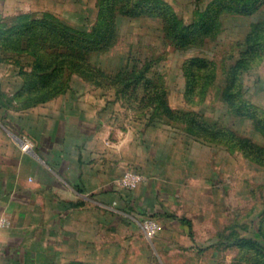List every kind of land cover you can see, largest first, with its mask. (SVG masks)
I'll return each instance as SVG.
<instances>
[{"label": "rangeland", "instance_id": "1", "mask_svg": "<svg viewBox=\"0 0 264 264\" xmlns=\"http://www.w3.org/2000/svg\"><path fill=\"white\" fill-rule=\"evenodd\" d=\"M81 1L77 15H57L94 34L80 40V49H88L78 56L59 55L70 44L37 29L29 38L12 34L20 23L29 25L19 16L0 19V158L12 152L9 145L22 151V141L35 145L32 130L75 107L104 145L121 149V158L108 167L109 183L128 196L135 189L117 180L130 171L142 180L132 200L115 193L103 207L95 203L80 211L85 229L72 245L57 252L51 247L46 258L22 264H264L263 253L232 243L247 237L264 246V133L255 124L264 117V50L245 49L247 35L255 37L248 45L257 40L264 46V0H162L170 17L191 28L218 13L209 33L196 34L186 47L171 41L160 15L124 14L135 10L136 0L117 2L101 22L100 0ZM195 57L206 58V68L191 64ZM245 58L241 88H233L252 107L243 116L230 110L222 92L227 68ZM71 63L80 69H69ZM39 64L47 71L57 66L45 79L64 89L45 101L40 94L55 87L30 85ZM161 97L176 117L162 111ZM191 113L218 134L190 133ZM145 218L159 226L151 238L141 228Z\"/></svg>", "mask_w": 264, "mask_h": 264}, {"label": "crops", "instance_id": "2", "mask_svg": "<svg viewBox=\"0 0 264 264\" xmlns=\"http://www.w3.org/2000/svg\"><path fill=\"white\" fill-rule=\"evenodd\" d=\"M80 5L81 0H0V19L72 16ZM74 111L45 118L37 133L31 132L30 151L9 145L12 152L0 158V217L9 221L0 233V264L40 261L51 247L57 252L72 245L85 229L80 211L95 203L103 207L104 198L115 193L126 201L137 195L138 189L127 196L109 183L108 167L121 158V149L104 145L100 133Z\"/></svg>", "mask_w": 264, "mask_h": 264}, {"label": "trees", "instance_id": "3", "mask_svg": "<svg viewBox=\"0 0 264 264\" xmlns=\"http://www.w3.org/2000/svg\"><path fill=\"white\" fill-rule=\"evenodd\" d=\"M124 0H100V2L103 4L100 12H99V17L100 19L98 20L99 22L103 21V16H105V13L110 9L114 8L115 4L117 2L123 3ZM238 8H240V10H246L249 9L248 6L246 7L245 3L244 4H240L239 2L235 3ZM134 11H131L130 9H126L124 11V14H132V15H137V14H154L156 16L160 15L164 21L167 23V29H168V34L171 37V41L179 46V47H186L187 45H189L194 36L196 34L201 35V34H207L209 33V31L211 30L209 26H211L209 23H213L215 22V19L218 15V13H214V15H208V17H206V20H203L199 25L195 26L194 28H191L190 26H184V25H180V22L175 19L174 17H170L171 13L168 10V6L165 2H163L162 0H136V2L134 3ZM108 9V10H107ZM215 9V8H214ZM213 9V10H214ZM106 10V11H105ZM111 10V9H110ZM207 11V14H209ZM206 14V15H207ZM211 14V13H210ZM210 16V17H209ZM211 16H214L212 21L209 22V20H211ZM19 21H26L28 22L29 25H22L21 23L18 25V27H14V29H12V34L15 35H26L25 37L29 36L31 37V35L33 34V32L37 29L38 31H40V34H42L43 36H53L55 37L57 40H60L62 43V46H64V44L68 43L70 44V48L65 47L63 52H58L59 55L62 54H66L69 55L68 53H73L75 52V56H78L79 53H83L85 51H87V49L85 48L84 50L80 49L83 48L79 46V42L80 40H90L91 36H93L94 34H90L87 32V30H80L79 28L73 27L71 25H68L67 23H65L64 21L60 20L58 17H56L53 14L50 13H45L42 15V17H38V18H34V16L30 15V14H25V15H20L18 17ZM98 22V23H99ZM102 33H104L103 31H101ZM263 37L262 35H259L257 37ZM102 38H103V34L101 33H96L95 35V41L96 43H100L102 42ZM94 40L92 41V43L95 42ZM245 41L247 42V44L245 45V49L246 51L252 50V51H257V49L255 47H258L260 49L264 50V46H262V44L260 45V41H257V45L254 46H250L248 45L250 43V41H254L255 42V37L251 36V35H247L245 38ZM84 42V41H83ZM89 42H84L83 44L86 46V44H89ZM82 51V52H81ZM245 53V52H244ZM74 55H71V57H75ZM53 59H57L55 57H53ZM43 60V59H41ZM247 59L245 58L244 61H242V59H238L235 61L234 64L230 65L227 70L225 71V84H224V88H223V97L224 99L230 104V110L232 112H234L236 115H248V113L250 112V109L252 108L251 105L248 104V102L242 97L241 91L240 89L237 90L236 92L233 91L234 87H238L241 88V83L238 80V75H239V70L243 69L246 67V64H248L249 62L246 61ZM36 61H38L36 59ZM191 64H194L195 66H197L200 69H204L206 68L207 64H208V60L206 58L203 57H195L193 59H191ZM36 71H37V81H33L30 85L32 87L35 86H41L44 87L47 85L46 82L51 83L55 89L52 92H48V90L45 89L44 92H42L40 94V100L39 101H45L50 99L51 97L57 95L59 92H61L62 88H57L59 83L56 79H45L47 76H52V74L54 73V70L57 69L56 67H52L51 66V70L47 71V67H40V64L38 66L35 67ZM45 68V69H44ZM71 70H78L80 69V67L76 64H74V66L71 63L70 68ZM191 74V72H190ZM192 83H194L195 77H191ZM64 86V82L62 83L61 87ZM237 96V99H236ZM238 96L239 99H238ZM240 101V104H236V102ZM164 107H163V112L170 117H176L177 112H175L172 108H170L166 102V100H164V97H161V101H160ZM186 120H187V125L189 128V132L192 134H196V135H217L218 131H215L213 133L210 132V126H208L206 123L201 121V117H199L198 114L195 113H191V114H187L186 116ZM255 124L256 126H258L260 128V130L264 133V117H256L255 119ZM194 132V133H193ZM233 136V135H232ZM246 147L245 149L250 151L254 148V144L251 143V141H247L246 142ZM182 222H185L186 224L190 225V221L187 219H180ZM233 244H236L238 246L241 247H248L254 250H258L259 252L264 254V246L257 242L256 240H253L252 238H247V237H241V238H236L233 240L232 242Z\"/></svg>", "mask_w": 264, "mask_h": 264}, {"label": "built area", "instance_id": "4", "mask_svg": "<svg viewBox=\"0 0 264 264\" xmlns=\"http://www.w3.org/2000/svg\"><path fill=\"white\" fill-rule=\"evenodd\" d=\"M23 145L22 149L24 151H30L31 147L26 142H21ZM142 177L141 175L135 173V172H127L122 177H120L117 180V183L120 187L133 190L136 189L139 184L141 183ZM9 224V221L6 217L2 216L0 217V233L1 231L6 228ZM141 228L144 231L145 235L149 238L153 237L155 234H157L159 230V226L157 222L153 218H145L141 222Z\"/></svg>", "mask_w": 264, "mask_h": 264}]
</instances>
